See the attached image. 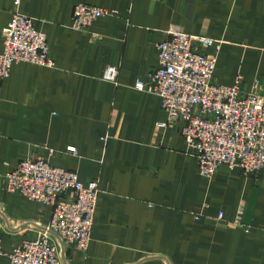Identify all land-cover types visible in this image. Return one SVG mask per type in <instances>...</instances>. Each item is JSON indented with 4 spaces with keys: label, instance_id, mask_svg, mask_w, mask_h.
<instances>
[{
    "label": "crops",
    "instance_id": "crops-1",
    "mask_svg": "<svg viewBox=\"0 0 264 264\" xmlns=\"http://www.w3.org/2000/svg\"><path fill=\"white\" fill-rule=\"evenodd\" d=\"M78 2L115 12L77 29ZM15 11L45 32L54 64L19 61L0 76L3 248L50 221V205L4 179L21 159L45 158L101 189L88 247L59 242L62 264H264L262 179L226 163L202 174L178 123L158 125L160 96L135 87L157 44L183 31L221 41L216 81L264 89V0H0V50ZM111 64L115 81L103 77Z\"/></svg>",
    "mask_w": 264,
    "mask_h": 264
},
{
    "label": "built area",
    "instance_id": "built-area-1",
    "mask_svg": "<svg viewBox=\"0 0 264 264\" xmlns=\"http://www.w3.org/2000/svg\"><path fill=\"white\" fill-rule=\"evenodd\" d=\"M114 12L102 5L78 2L72 25L84 29L97 17ZM220 42L169 31L157 44V65L146 79H137L135 87L160 96L167 119L158 125L178 123L202 174L211 176L219 164L226 163L239 166L245 174L255 173L264 182V89L245 90L241 76L230 84L216 81ZM2 43L0 76L9 75L13 63L19 61L54 64L45 32L37 29L27 14L13 13L3 28ZM209 47L212 52L206 50ZM117 75V66L107 65L103 77L115 81ZM4 179L9 192L52 207L46 229L37 236L26 237L6 250L0 233V255L11 264H62L59 241L80 249L88 247L101 191L98 180L84 184L75 170L45 158L21 159Z\"/></svg>",
    "mask_w": 264,
    "mask_h": 264
},
{
    "label": "water",
    "instance_id": "water-1",
    "mask_svg": "<svg viewBox=\"0 0 264 264\" xmlns=\"http://www.w3.org/2000/svg\"><path fill=\"white\" fill-rule=\"evenodd\" d=\"M43 229H46V225L43 227ZM52 233L58 238L56 233H54V232H52ZM59 242L63 245V243L61 241H59Z\"/></svg>",
    "mask_w": 264,
    "mask_h": 264
}]
</instances>
